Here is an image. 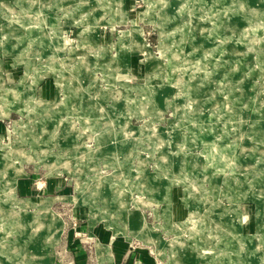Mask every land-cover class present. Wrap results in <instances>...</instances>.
Instances as JSON below:
<instances>
[{
    "label": "rangeland",
    "instance_id": "rangeland-1",
    "mask_svg": "<svg viewBox=\"0 0 264 264\" xmlns=\"http://www.w3.org/2000/svg\"><path fill=\"white\" fill-rule=\"evenodd\" d=\"M116 241L264 264V0H0V264Z\"/></svg>",
    "mask_w": 264,
    "mask_h": 264
},
{
    "label": "crops",
    "instance_id": "crops-1",
    "mask_svg": "<svg viewBox=\"0 0 264 264\" xmlns=\"http://www.w3.org/2000/svg\"><path fill=\"white\" fill-rule=\"evenodd\" d=\"M123 249H124L123 244L121 242L119 243V241H116L115 246L111 251L113 264L120 263L122 253L124 252Z\"/></svg>",
    "mask_w": 264,
    "mask_h": 264
},
{
    "label": "bare ground",
    "instance_id": "bare-ground-1",
    "mask_svg": "<svg viewBox=\"0 0 264 264\" xmlns=\"http://www.w3.org/2000/svg\"><path fill=\"white\" fill-rule=\"evenodd\" d=\"M183 21H184V20H183ZM232 29H234V28H232ZM234 32H235V31H234ZM234 68H235V67H234ZM235 75H236V74H235ZM235 75H234V76H235ZM178 242H179V241H178ZM183 261H184V260H183Z\"/></svg>",
    "mask_w": 264,
    "mask_h": 264
}]
</instances>
